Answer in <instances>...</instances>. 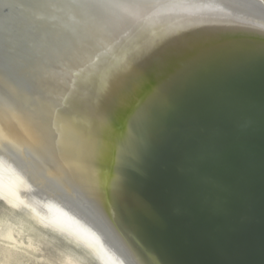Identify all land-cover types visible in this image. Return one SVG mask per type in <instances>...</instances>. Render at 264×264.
Instances as JSON below:
<instances>
[{"label": "bare ground", "instance_id": "bare-ground-1", "mask_svg": "<svg viewBox=\"0 0 264 264\" xmlns=\"http://www.w3.org/2000/svg\"><path fill=\"white\" fill-rule=\"evenodd\" d=\"M136 1L120 31L104 42L111 51L102 62L105 67L88 80L96 124H102L105 136L110 129L113 145L102 153L91 142L89 147L79 143L76 131L49 113L38 96L42 108L49 111L48 118L36 107L18 104L13 109L0 103V152L49 196L44 202L57 204V213L64 214V219L90 229L89 246L105 250L117 264L138 263L93 204L113 217L136 245L144 264H225L201 252L195 238L184 234L180 226H167L160 214L132 195L123 178L117 183L97 163L126 175L138 151L140 157L149 159L147 163L154 168L151 174L156 175L165 164L172 168L171 163L187 161L185 153L195 145L194 140L203 144L206 134L200 129L210 126L211 118L219 114V133L231 128L227 119H220L224 103L234 94L219 96V112L213 110L209 119L198 114L196 121L201 101H186L177 86L198 80L199 89L211 82L218 86L236 79L242 84L261 83L254 74L264 72V0ZM36 77L40 85L47 79L55 87L61 78L52 73ZM41 86L44 91L46 86ZM140 136L145 141L138 143ZM23 141L43 143L46 148L49 143L53 150L37 148L30 155L22 148ZM12 147L18 149L17 154ZM151 174L148 178L154 181ZM6 179L3 182L8 184L0 185V194L17 204L15 198L23 195L22 190ZM62 216L50 223L67 230ZM175 247L185 255L179 257Z\"/></svg>", "mask_w": 264, "mask_h": 264}, {"label": "water", "instance_id": "water-1", "mask_svg": "<svg viewBox=\"0 0 264 264\" xmlns=\"http://www.w3.org/2000/svg\"><path fill=\"white\" fill-rule=\"evenodd\" d=\"M136 2L0 0V103L13 109L18 104L36 107L46 117L50 111L71 131H76L79 143L88 147L92 143L102 153L106 152L113 145L109 142L111 132L107 129L109 135H103L102 124L101 127L96 124L88 80L90 74L105 67L102 62L111 51L104 42L120 31ZM36 65L39 71L35 72ZM38 73L56 74L61 77L60 82L55 87L44 79L42 84L48 88L43 86L42 91ZM254 75L261 83L242 84L236 79L219 82L218 86H212L216 82H211L199 89L198 80L177 86L181 93L177 95L186 101H201L194 115L196 121L200 120L198 114L209 119L213 110L219 112V96L235 95L224 103L220 119H227L233 126L219 133V114L211 118V125L200 129L206 134L203 144L194 140L195 145L185 153L187 161L171 163L172 168H166L165 164L156 175L151 174L154 168L147 163L149 159L140 157L138 151L126 175L96 162L117 183L121 184L119 179L123 178L132 195L149 206L151 212L160 214L167 226H180L184 234L195 238L201 252H208L225 264H264V72ZM38 96L49 111L42 108ZM141 137L138 143L145 141ZM23 143L22 148L30 155L46 146ZM47 144L52 151L53 146ZM10 149L17 154V148ZM150 174L154 181L148 178ZM4 179L23 193L15 198L17 204L0 194V202L6 209L25 212L38 226L81 248L84 257L97 264H117L105 250L89 246L88 240L93 239L90 229L79 227L73 219H64V214L57 213V204L44 202L49 196L27 181L23 168L20 170L0 152V185L5 187L8 183ZM33 191L38 195L32 194ZM93 206L125 242L137 263L144 264L136 245L113 217L98 204ZM61 216L67 230L50 223ZM175 249L179 257L184 254Z\"/></svg>", "mask_w": 264, "mask_h": 264}, {"label": "rangeland", "instance_id": "rangeland-1", "mask_svg": "<svg viewBox=\"0 0 264 264\" xmlns=\"http://www.w3.org/2000/svg\"><path fill=\"white\" fill-rule=\"evenodd\" d=\"M0 264H97L81 248L55 238L23 211L0 202Z\"/></svg>", "mask_w": 264, "mask_h": 264}]
</instances>
